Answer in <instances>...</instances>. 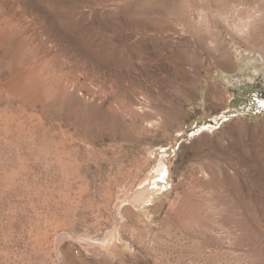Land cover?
I'll use <instances>...</instances> for the list:
<instances>
[{
  "label": "rangeland",
  "instance_id": "rangeland-1",
  "mask_svg": "<svg viewBox=\"0 0 264 264\" xmlns=\"http://www.w3.org/2000/svg\"><path fill=\"white\" fill-rule=\"evenodd\" d=\"M261 101L264 0H0V264H264Z\"/></svg>",
  "mask_w": 264,
  "mask_h": 264
},
{
  "label": "bare ground",
  "instance_id": "bare-ground-1",
  "mask_svg": "<svg viewBox=\"0 0 264 264\" xmlns=\"http://www.w3.org/2000/svg\"><path fill=\"white\" fill-rule=\"evenodd\" d=\"M260 104H262V106H264V101H261V103H260ZM160 174H161V173H160ZM160 174H159V175H160Z\"/></svg>",
  "mask_w": 264,
  "mask_h": 264
}]
</instances>
